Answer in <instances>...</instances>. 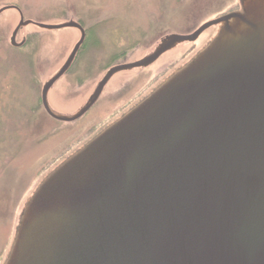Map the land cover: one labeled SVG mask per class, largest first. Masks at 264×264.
<instances>
[{
	"label": "water",
	"instance_id": "water-1",
	"mask_svg": "<svg viewBox=\"0 0 264 264\" xmlns=\"http://www.w3.org/2000/svg\"><path fill=\"white\" fill-rule=\"evenodd\" d=\"M163 36L142 58L112 65L75 113L55 111L51 86L84 42L74 20L20 28H75L80 38L42 86L45 112L81 117L110 78L143 68L212 25L220 29L143 102L55 167L26 200L4 264H264V0Z\"/></svg>",
	"mask_w": 264,
	"mask_h": 264
},
{
	"label": "rangeland",
	"instance_id": "rangeland-1",
	"mask_svg": "<svg viewBox=\"0 0 264 264\" xmlns=\"http://www.w3.org/2000/svg\"><path fill=\"white\" fill-rule=\"evenodd\" d=\"M24 20H74L85 39L68 70L51 86L48 102L57 112L75 113L109 67L149 53L171 33L188 34L207 20L236 10L238 0H0ZM20 13H0V264L13 241L20 212L41 180L81 148L108 122L134 104L204 44L183 42L143 68L120 71L78 119L59 121L41 103L43 84L63 65L80 38L71 27L20 28ZM215 29V28H211ZM210 30V29H209Z\"/></svg>",
	"mask_w": 264,
	"mask_h": 264
},
{
	"label": "flooded vegetation",
	"instance_id": "flooded-vegetation-1",
	"mask_svg": "<svg viewBox=\"0 0 264 264\" xmlns=\"http://www.w3.org/2000/svg\"><path fill=\"white\" fill-rule=\"evenodd\" d=\"M237 11H242V8H241V5L239 3V0H238V8L236 10H233V11H230V12H227L225 14H229L231 12H237ZM225 14H222L220 16H223ZM218 16V17H220ZM216 17V18H218ZM215 19V18H214ZM208 21V20H207ZM206 22V21H205ZM203 24V23H202ZM200 26V25H199ZM198 26V27H199ZM197 27V28H198ZM215 28V29H211V28ZM196 28V29H197ZM194 29V30H196ZM210 29V30H209ZM220 29V25L217 24V25H212L210 27H208L207 29H205L204 31H202L199 36L192 42H195L196 40H198L200 38V36L204 33H208V38L206 39V41L204 42V44H202L197 50L196 52H194L191 56H189L187 58V60L182 63L181 65H179L177 68H175L174 70H172L168 75H166L156 86H154L153 88H150L148 90V92L146 94H144L141 98H139L134 104H132L128 109L127 111L123 112L121 115H118L116 116L114 119H112L110 122H108L104 127H102L97 133H95L92 138H90L86 143H88L91 139H93L95 136H97L100 132H102L105 128H107L109 125H111L112 123H114L115 121H117L119 118H121L123 115H125L127 112H129L131 109H133L134 107H136L137 105H139L141 102H143L158 86H160L166 79H168L172 74H174L176 71H178L181 67H183L185 64H187L189 61H191L201 50H203L211 41L212 39L216 36V34L218 33ZM193 30V31H194ZM192 31V32H193ZM191 33V32H190ZM104 89V88H103ZM103 91V90H102ZM101 94V93H100ZM100 96V95H99ZM99 98V97H98ZM97 98V100H98ZM96 100V101H97ZM95 101V102H96ZM85 143V144H86ZM84 144V145H85Z\"/></svg>",
	"mask_w": 264,
	"mask_h": 264
}]
</instances>
